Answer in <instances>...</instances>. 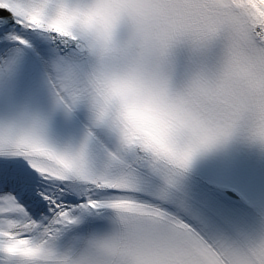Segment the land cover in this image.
Wrapping results in <instances>:
<instances>
[{"label":"snow or ice","instance_id":"6c2138e0","mask_svg":"<svg viewBox=\"0 0 264 264\" xmlns=\"http://www.w3.org/2000/svg\"><path fill=\"white\" fill-rule=\"evenodd\" d=\"M0 264H264V0H0Z\"/></svg>","mask_w":264,"mask_h":264}]
</instances>
